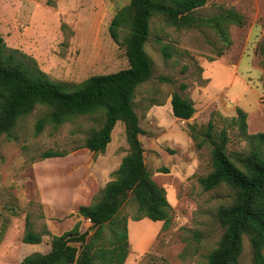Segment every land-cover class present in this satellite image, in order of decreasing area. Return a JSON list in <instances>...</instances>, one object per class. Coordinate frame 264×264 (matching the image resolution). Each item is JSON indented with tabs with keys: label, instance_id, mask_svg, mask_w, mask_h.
Masks as SVG:
<instances>
[{
	"label": "rangeland",
	"instance_id": "rangeland-1",
	"mask_svg": "<svg viewBox=\"0 0 264 264\" xmlns=\"http://www.w3.org/2000/svg\"><path fill=\"white\" fill-rule=\"evenodd\" d=\"M129 2L0 0V35L51 80L79 83L129 66L125 32L115 40L109 30L114 15ZM229 9L241 14L244 23L227 25V46L208 20ZM192 13L197 24L186 28L171 26L160 15L151 19L145 49L153 75L136 89L133 105L144 130L140 139L146 166L165 188L172 212L167 228L164 221L133 220L137 204L128 197L119 215L127 218L129 232L124 264H207L224 232L218 211L232 203L234 191L227 185L202 187L199 178L211 170V147L198 150L190 128H205L213 111L233 117L241 108L247 113L248 132L264 133V0H209ZM174 92L193 100L196 112L190 119L173 115ZM49 113V107L37 105L19 119L11 137L0 138V264L49 252L53 236L77 223L89 242L96 229L79 208L100 199L129 151L123 122L116 123L105 152L95 153L84 144L100 128L102 113L40 129L39 119ZM230 135L233 156L250 148L236 129ZM49 150L66 155L42 158ZM27 230L42 233V242H24ZM112 238L106 227L100 243L110 245ZM240 260L254 264L248 236Z\"/></svg>",
	"mask_w": 264,
	"mask_h": 264
},
{
	"label": "trees",
	"instance_id": "trees-1",
	"mask_svg": "<svg viewBox=\"0 0 264 264\" xmlns=\"http://www.w3.org/2000/svg\"><path fill=\"white\" fill-rule=\"evenodd\" d=\"M208 1L130 0L117 11L109 25L115 40L125 32L129 66L114 73L93 75L74 84L51 80L34 60L28 61L18 50L10 49L0 35V138L3 135L11 137L22 116L31 113L37 105H45L50 108V113L39 119L40 129L46 123L61 124L74 116L102 113L100 128L90 132L84 146L95 153L105 152L119 121L126 126L129 145L128 153L114 171L115 178L106 184L100 199L79 208V214L90 220L96 229L91 240L86 243L87 233H80L77 223L71 230L53 236L49 252H34L18 264H124L129 253V232L127 218L120 219L119 215L130 195L138 210L133 220L164 221L163 228H167L172 205L165 188L155 182L146 166L140 139L144 130L133 99L138 86L153 75V65L145 49L151 19L160 15L171 26L190 27L197 24L192 12ZM208 22L228 46L231 39L227 25H241L244 18L229 9ZM262 47L264 49V41ZM186 88L183 84L182 89ZM171 105L173 115L179 119L188 120L196 112L193 100L179 92L173 93ZM236 113V116L228 117L213 111L205 128H190L198 150L211 147V170L199 178L202 187L213 190L227 185L234 191L232 203L218 211L224 232L208 255L207 264H242L245 236L250 240L254 264H264V133H249L247 113L241 108H237ZM232 129L250 144L248 150L234 156L228 148ZM65 155L49 150L42 158ZM106 227L113 231L110 245L100 243ZM42 240V233L25 232L26 243L39 244ZM73 242H81V250Z\"/></svg>",
	"mask_w": 264,
	"mask_h": 264
}]
</instances>
